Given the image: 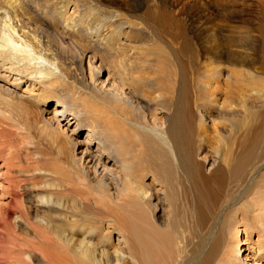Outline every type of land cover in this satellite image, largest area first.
<instances>
[{"label": "bare ground", "instance_id": "6f19581e", "mask_svg": "<svg viewBox=\"0 0 264 264\" xmlns=\"http://www.w3.org/2000/svg\"><path fill=\"white\" fill-rule=\"evenodd\" d=\"M155 4L131 19L124 12L121 18L114 10L121 5L111 0H0V121L7 127L18 133L22 126L8 107L23 110L21 98L38 101L50 94L61 106L51 117L63 115L67 84L85 79V64L100 75L102 61H117L113 68L123 85L149 81L139 85L147 90L137 106L173 108L156 126L111 83L107 94L133 109L135 118L122 107L121 124L106 117L115 125L113 135L91 122L82 139L59 131L41 109L43 125L28 128L66 154L56 166L51 152L37 148L25 132L28 167L9 168L24 176L22 185L9 180L1 189V229L11 245L0 250V264H28L32 255L38 264H237L225 256L229 245L239 256L242 239L233 237L235 231L247 235L255 252L262 250L245 255L249 264L264 262V246L257 237L249 241L254 233L264 239V89L252 88L256 74L244 69L248 62L236 68L234 57L221 50L213 54L209 81L189 84L183 67L177 75L168 70L163 81L143 76L141 66L154 58L142 56L157 44L132 42L154 39L142 33L158 22L185 30L174 13ZM23 81L27 97L11 89ZM93 133L103 146L91 151ZM147 173L166 191L171 213L182 194L185 212L176 227L150 214L156 203L151 205L153 190L143 182ZM11 219L20 235L12 232Z\"/></svg>", "mask_w": 264, "mask_h": 264}, {"label": "rangeland", "instance_id": "374dc122", "mask_svg": "<svg viewBox=\"0 0 264 264\" xmlns=\"http://www.w3.org/2000/svg\"><path fill=\"white\" fill-rule=\"evenodd\" d=\"M111 1L121 5V8L115 6L114 10L121 14L124 12L123 14L131 19L145 13V10H147L146 8H148L147 6L152 3V0H137V3L130 2L129 0ZM154 3L160 5L158 6V4H155L160 10L167 9L170 10L172 14L174 13L173 16L176 19L184 22L182 24L183 26L185 25V30H180L176 27L170 28L168 27V22H158L153 25L151 29L145 30L147 34L142 33L146 36L151 34L153 36L155 35L156 37L154 39L150 40L147 38L139 42H132L142 44V47H145L147 44H153L154 46L157 44V47H155L157 49L152 45L154 49H150L151 47H149L150 50L148 49V51H146L147 54L144 52L145 54L142 56L143 59H148L150 57H152V59L154 58L153 61H148L141 66L140 69L144 74L143 76L151 77L152 80L157 78L159 81H163L166 79L168 70H171V72L174 70L177 75L179 67H183L189 84H191L193 80L201 82L207 79V81H209V78L212 77L210 62L213 61V54L215 55L221 51H229L236 60V62L232 63V66L238 68L239 63L246 61L248 65L242 68L256 74L252 80V88L257 90L264 89V0H154ZM108 4L109 3L106 2V5L110 6ZM122 4L125 6L128 4L132 5L131 9ZM118 9H120V11ZM182 18L185 20L183 21ZM162 25H166L167 28L161 27ZM132 30L133 33H141L137 29L132 28ZM158 37H160L161 40ZM154 40L156 44L153 43ZM226 47H230V49ZM150 52L153 54H150ZM163 57L167 58L163 59ZM205 58L207 60H205ZM98 63L99 62H96L95 64L98 65ZM208 63H210V65ZM113 65L117 66V61H102L101 74L97 75L93 71H88L87 64H85V79L82 81L69 82L67 84V104L64 110L65 112L63 115L59 116L58 114L56 117L54 116V119L51 117L53 112L56 109L60 110L61 106L56 103L54 98H50V94L41 95L39 98L40 101L21 98L23 110L8 105V107L16 110L13 112L14 118L22 122V126L17 133L12 127H7L8 123L0 121L4 124V127L0 126V206L4 204L3 197H1V189L6 186L7 181L15 180L18 181V186L20 184L22 185L19 180L23 179L24 176L15 175L12 170L28 167L25 155L26 145L22 144V142L25 141V136H27L24 135L26 131L31 136L30 140L33 144L37 148L49 150L52 157L57 161L55 165L62 167L60 161L66 154V149L63 150L65 153L62 155L61 149H58L54 143H50L45 136H40L39 132L36 133L28 128L34 124L39 125V122L43 125L44 122L41 120V109H44L43 116L46 120L50 121L52 124L54 123L53 126L59 129V131L65 128L64 132L73 138H84L88 130L87 127L91 122L99 123L100 128H102L103 131H108L111 136L114 133L112 127L115 125L107 120V116L114 118L117 124H121L123 120H126V117L120 112V109L125 107L131 111L132 118H135L133 109L127 107L126 104H123L118 98H114L111 94H107L106 90H111L110 86H112L111 83H113L114 88H120L122 93L126 95L127 98H130V101L135 103L136 108L141 109L144 120L147 121L150 119L156 126L166 122L172 112V106L166 107L157 104L154 105L153 108L147 109L146 107L142 106L141 108V106L139 107L136 105L138 101L143 103L140 98H145L146 92L144 90H147L146 86L141 89L139 85L149 81L141 80L133 83V85H123V81L120 75L116 73ZM114 73L117 74V77L113 75ZM209 75L211 77H208ZM25 87H27V81L20 82L18 86L11 89L17 94L27 97V94L23 92ZM176 87L177 84H175L174 88L176 89ZM2 118L3 117L0 115V119ZM76 132L79 133L77 134ZM99 135L93 133L91 136L92 142L88 144L91 151V147L97 144V137H99ZM27 139H29V137ZM102 146L103 144L99 143L95 147L102 148ZM139 149L140 146L138 151ZM110 152L113 153V150H110ZM9 168L12 170H9ZM113 169L116 170V168ZM143 182L145 186L153 190L151 205L156 203L155 206L148 208V210L151 209L150 214H154L158 223L169 224L171 222L172 225L176 227L180 217L185 212L186 202H184L182 194H180L181 202L179 208H177L174 213H171L170 205L165 197L166 191L164 188H161L158 183L152 181V177L149 173L143 177ZM17 192H20V196H22V189L20 187L17 189ZM10 222L12 232L16 235H20L21 231L18 227L17 220L11 219ZM1 225L2 223L0 222V250L11 245V243L8 242L9 237L1 229ZM239 229L240 227L236 230ZM236 232L237 231L233 233V237L239 234V239H242L239 256L237 249L230 245L225 256L237 264H249V259L245 258V255L254 252L257 254L256 256H260L262 250H257V252H255L256 249L250 248L253 242H248L247 235H244L243 232H240L242 233L241 235ZM256 237L259 246H264V239H261V235L254 233V238L250 237L249 241H255ZM113 239H115V235H113ZM200 246L204 249L207 246V242L201 241ZM28 264H38L36 256L32 255L30 260H28ZM262 264H264V262Z\"/></svg>", "mask_w": 264, "mask_h": 264}]
</instances>
